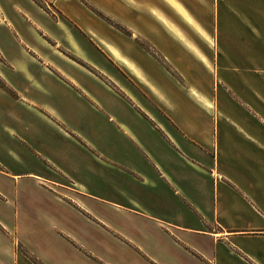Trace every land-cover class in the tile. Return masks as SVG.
<instances>
[{
  "label": "crops",
  "instance_id": "0c3cea01",
  "mask_svg": "<svg viewBox=\"0 0 264 264\" xmlns=\"http://www.w3.org/2000/svg\"><path fill=\"white\" fill-rule=\"evenodd\" d=\"M51 2L102 64L51 69L30 45L42 8L1 10L5 49L45 73L0 122V264H264V0H203L197 21L168 0L194 42L157 24L150 0ZM89 7L128 18L130 40L165 39L174 111L150 97L155 73L90 40ZM128 85L151 105L135 107Z\"/></svg>",
  "mask_w": 264,
  "mask_h": 264
},
{
  "label": "rangeland",
  "instance_id": "374dc122",
  "mask_svg": "<svg viewBox=\"0 0 264 264\" xmlns=\"http://www.w3.org/2000/svg\"><path fill=\"white\" fill-rule=\"evenodd\" d=\"M30 1L42 8V11L37 12L38 16L36 19L41 30L34 32L35 36L31 37L30 45L35 48L38 54L50 60L51 69H60L67 74L77 72L67 63V58L73 59L75 58L74 55H80L83 58L88 57V59L99 64L101 68V56L96 57L95 52L92 56L85 50L84 40L77 31L74 22L61 16L53 17L49 15L47 11L54 12L52 0ZM169 1L177 2L195 21H197L198 13L196 12L198 7L207 9V6L205 7L203 4V0ZM7 2L20 3V0H0V16L3 11L7 13ZM147 4L155 10V14L160 16L159 18L162 23L156 21L157 24L165 28L172 27L179 31L184 41L194 42V34L190 29L192 19L191 23H188L185 17L180 15L168 0H150V3ZM89 8L93 17L92 19H85L84 24L93 31V33H90L93 39L90 40H93L94 43H100L98 45L102 44L101 46L104 45L102 41L110 43L117 50L118 54L136 66L138 65L145 74L149 76L151 73H155L156 78L152 83L157 93L152 95L153 92L148 90L149 95L154 101L174 111V80L180 84L182 81L174 74L173 56L165 48V39L153 41L157 48L148 42V37L144 32L138 33V38L135 37L134 40H130V34H128L129 32L125 28V25L128 24V18L115 14L113 11L105 12L92 7ZM78 13L76 11V14ZM188 15L187 17L189 18ZM81 18H84V16H81ZM196 23L193 26H197ZM157 24L153 23V25ZM199 24L201 25V23ZM3 25L0 24V30L5 29ZM3 35L8 38V34L0 32V40ZM166 40L168 41L167 37ZM0 52V122H4L9 115L7 109L24 106L25 102L22 101L21 96L29 98L25 88L28 77L44 74L45 72L40 65L39 58H36V55L29 54L26 50H24V53L18 47L13 50H7L0 41ZM164 54L169 58V61L164 58ZM10 63L14 65L10 67L8 65ZM149 66H153L155 70H152ZM158 71L161 72V75ZM51 73H55V71L53 70ZM127 89L136 94L135 107H149L151 105V100L148 97L137 93L138 88L133 89L131 85H128ZM98 121L100 124H106L107 115L104 116L99 113Z\"/></svg>",
  "mask_w": 264,
  "mask_h": 264
},
{
  "label": "bare ground",
  "instance_id": "6f19581e",
  "mask_svg": "<svg viewBox=\"0 0 264 264\" xmlns=\"http://www.w3.org/2000/svg\"><path fill=\"white\" fill-rule=\"evenodd\" d=\"M191 23V22H190Z\"/></svg>",
  "mask_w": 264,
  "mask_h": 264
}]
</instances>
